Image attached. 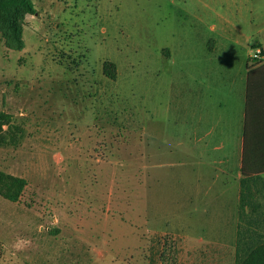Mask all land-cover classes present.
<instances>
[{"label":"rangeland","instance_id":"obj_1","mask_svg":"<svg viewBox=\"0 0 264 264\" xmlns=\"http://www.w3.org/2000/svg\"><path fill=\"white\" fill-rule=\"evenodd\" d=\"M32 2L23 49L0 28V170L26 180L0 196V264H234L236 182L184 87L212 43L239 65L264 46V0Z\"/></svg>","mask_w":264,"mask_h":264},{"label":"crops","instance_id":"obj_2","mask_svg":"<svg viewBox=\"0 0 264 264\" xmlns=\"http://www.w3.org/2000/svg\"><path fill=\"white\" fill-rule=\"evenodd\" d=\"M253 45L247 62L239 65L231 60V47L212 43L214 62L206 64L192 88L184 87V95L198 97L199 139L211 151L212 163L223 166L225 189L229 176L236 182L237 213L243 163L248 176L264 183V46L254 45L262 58L251 60Z\"/></svg>","mask_w":264,"mask_h":264},{"label":"trees","instance_id":"obj_3","mask_svg":"<svg viewBox=\"0 0 264 264\" xmlns=\"http://www.w3.org/2000/svg\"><path fill=\"white\" fill-rule=\"evenodd\" d=\"M34 13L32 0H0V28L4 32L9 48L23 49L24 17ZM103 71L108 77H115V66L111 62H104ZM12 128V115L0 111V146L16 141V134ZM242 172L244 178L240 184L238 205L240 224L237 228L234 264H264V183L258 176L256 179L248 176L245 162ZM25 185L24 178L0 170V196L3 198L12 202L17 201Z\"/></svg>","mask_w":264,"mask_h":264},{"label":"built area","instance_id":"obj_4","mask_svg":"<svg viewBox=\"0 0 264 264\" xmlns=\"http://www.w3.org/2000/svg\"><path fill=\"white\" fill-rule=\"evenodd\" d=\"M262 57V51L260 48L256 47L251 55V58L254 60L261 59Z\"/></svg>","mask_w":264,"mask_h":264}]
</instances>
